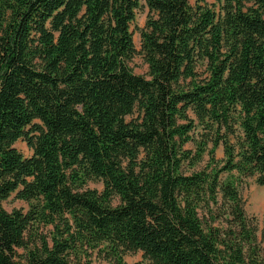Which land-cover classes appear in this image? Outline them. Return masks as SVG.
I'll return each instance as SVG.
<instances>
[{
    "label": "trees",
    "instance_id": "obj_1",
    "mask_svg": "<svg viewBox=\"0 0 264 264\" xmlns=\"http://www.w3.org/2000/svg\"><path fill=\"white\" fill-rule=\"evenodd\" d=\"M146 3L142 75L138 0H0V264H264V0Z\"/></svg>",
    "mask_w": 264,
    "mask_h": 264
},
{
    "label": "rangeland",
    "instance_id": "obj_2",
    "mask_svg": "<svg viewBox=\"0 0 264 264\" xmlns=\"http://www.w3.org/2000/svg\"><path fill=\"white\" fill-rule=\"evenodd\" d=\"M139 7L136 10V17L131 24V30L133 32V38L136 48L138 49V53L133 57L130 61V66L133 71L137 74L147 75L149 67L145 62L143 55L139 53L141 49V29L145 26L147 19L152 15L150 8L148 7L146 0H138ZM213 2L214 0H209ZM195 142L203 141L206 139L204 136L205 129L202 126H197L195 130L192 131ZM194 141H191L187 144V147L196 150V144ZM15 145L18 149L26 156H30L33 153V150L28 146L25 140L16 141ZM209 148L213 146V143L209 142ZM216 157L221 159L224 157V147L222 144L216 149ZM204 161L201 165H205L206 162L209 161V155L205 153ZM86 188L97 189L102 191L104 189V183L102 180L94 179L89 180L85 185ZM239 190L244 199V207L248 215H255L260 222V231L259 238L264 244V185H261L257 182V176L252 177H242L239 182ZM120 203L119 197L115 196L113 199V204L117 205ZM3 206L11 211L14 208H24L27 210L29 208V203L18 199L15 194L10 196L8 199L3 201ZM91 259L94 264H109L108 261L104 258V256L98 253L97 249L91 253ZM86 255L83 254L81 256L76 257L75 255L72 257V260L69 264H80V262H86ZM125 259L128 264H147V260L143 257L142 251H137L134 253H129L125 256ZM81 263V264H82Z\"/></svg>",
    "mask_w": 264,
    "mask_h": 264
}]
</instances>
